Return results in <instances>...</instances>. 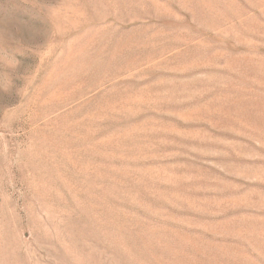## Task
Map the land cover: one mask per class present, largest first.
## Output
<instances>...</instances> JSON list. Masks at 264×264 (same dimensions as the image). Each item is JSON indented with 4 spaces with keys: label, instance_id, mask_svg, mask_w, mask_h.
<instances>
[{
    "label": "rangeland",
    "instance_id": "1",
    "mask_svg": "<svg viewBox=\"0 0 264 264\" xmlns=\"http://www.w3.org/2000/svg\"><path fill=\"white\" fill-rule=\"evenodd\" d=\"M0 264H264V0H0Z\"/></svg>",
    "mask_w": 264,
    "mask_h": 264
}]
</instances>
